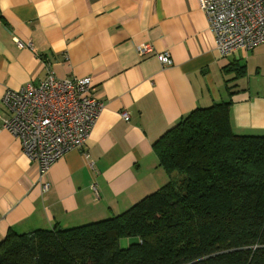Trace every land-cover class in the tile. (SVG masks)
Returning <instances> with one entry per match:
<instances>
[{"label":"crops","instance_id":"0c3cea01","mask_svg":"<svg viewBox=\"0 0 264 264\" xmlns=\"http://www.w3.org/2000/svg\"><path fill=\"white\" fill-rule=\"evenodd\" d=\"M145 44L153 51L141 55ZM164 51L171 64L157 57ZM51 71L91 77L104 108L83 146L52 164L44 192L37 163L2 128V101ZM222 102H231L236 133L264 135V42L222 56L201 0H0V241L11 229L72 228L124 212L170 180L154 142Z\"/></svg>","mask_w":264,"mask_h":264},{"label":"trees","instance_id":"16d2710c","mask_svg":"<svg viewBox=\"0 0 264 264\" xmlns=\"http://www.w3.org/2000/svg\"><path fill=\"white\" fill-rule=\"evenodd\" d=\"M230 105L197 108L154 142L170 176L158 190L104 220L11 229L0 264H264V135L236 133Z\"/></svg>","mask_w":264,"mask_h":264},{"label":"built area","instance_id":"2783aa9c","mask_svg":"<svg viewBox=\"0 0 264 264\" xmlns=\"http://www.w3.org/2000/svg\"><path fill=\"white\" fill-rule=\"evenodd\" d=\"M201 2L222 56L240 48L251 50L264 42V0ZM152 51L150 44L138 47L141 55ZM157 57L162 64L172 63L168 51ZM92 89L91 77L61 79L51 71L41 82L7 90L4 95L7 114L2 128L19 137L24 154L37 163V181L44 192L51 188L47 176L52 164L83 146L104 108ZM122 117L130 120L126 111ZM90 167L94 168V162L90 161ZM93 189L97 192L95 186Z\"/></svg>","mask_w":264,"mask_h":264},{"label":"rangeland","instance_id":"374dc122","mask_svg":"<svg viewBox=\"0 0 264 264\" xmlns=\"http://www.w3.org/2000/svg\"><path fill=\"white\" fill-rule=\"evenodd\" d=\"M133 241H135L134 239H130V238H124L120 240V246L122 248H127Z\"/></svg>","mask_w":264,"mask_h":264}]
</instances>
